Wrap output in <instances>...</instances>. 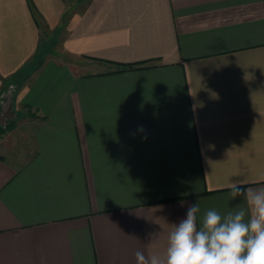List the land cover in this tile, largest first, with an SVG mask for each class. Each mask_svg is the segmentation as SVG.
Segmentation results:
<instances>
[{
	"label": "crops",
	"instance_id": "obj_1",
	"mask_svg": "<svg viewBox=\"0 0 264 264\" xmlns=\"http://www.w3.org/2000/svg\"><path fill=\"white\" fill-rule=\"evenodd\" d=\"M0 90V264L164 258L264 188V0H0Z\"/></svg>",
	"mask_w": 264,
	"mask_h": 264
},
{
	"label": "clouds",
	"instance_id": "obj_2",
	"mask_svg": "<svg viewBox=\"0 0 264 264\" xmlns=\"http://www.w3.org/2000/svg\"><path fill=\"white\" fill-rule=\"evenodd\" d=\"M229 187L231 198L245 206L222 214L215 208L201 212L199 202L192 203L186 217L172 224L164 258L137 251V264H264V188L237 181Z\"/></svg>",
	"mask_w": 264,
	"mask_h": 264
},
{
	"label": "trees",
	"instance_id": "obj_3",
	"mask_svg": "<svg viewBox=\"0 0 264 264\" xmlns=\"http://www.w3.org/2000/svg\"><path fill=\"white\" fill-rule=\"evenodd\" d=\"M113 64L116 65V69L114 71H123L128 69L144 67L143 62H134L129 64H118V63H113ZM1 92L2 90H0V96H1ZM13 127H14V120H10L4 125H0V135L10 131Z\"/></svg>",
	"mask_w": 264,
	"mask_h": 264
},
{
	"label": "rangeland",
	"instance_id": "obj_4",
	"mask_svg": "<svg viewBox=\"0 0 264 264\" xmlns=\"http://www.w3.org/2000/svg\"><path fill=\"white\" fill-rule=\"evenodd\" d=\"M8 117V116H7ZM5 123H7V118L1 116L0 117V125H4ZM7 135L6 133L5 134H1L0 135V147L2 148V146L4 147L6 144H5V141L7 140Z\"/></svg>",
	"mask_w": 264,
	"mask_h": 264
}]
</instances>
